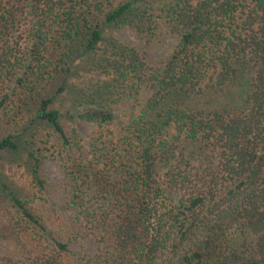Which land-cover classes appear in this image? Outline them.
<instances>
[{"label":"trees","instance_id":"obj_1","mask_svg":"<svg viewBox=\"0 0 264 264\" xmlns=\"http://www.w3.org/2000/svg\"><path fill=\"white\" fill-rule=\"evenodd\" d=\"M19 23L25 43L10 35ZM161 23L179 41L159 65L109 32L130 26L150 41ZM96 71L104 77L75 84ZM69 88L75 109L54 107ZM145 92L119 137L102 131L91 158L78 154L64 119L110 128L112 105ZM39 121L56 134L76 231L54 236L0 171V198L53 244L0 262L65 264L70 245L94 234L86 264H264V0H0V155L28 148L22 135ZM27 156L42 189L41 159Z\"/></svg>","mask_w":264,"mask_h":264},{"label":"rangeland","instance_id":"obj_2","mask_svg":"<svg viewBox=\"0 0 264 264\" xmlns=\"http://www.w3.org/2000/svg\"><path fill=\"white\" fill-rule=\"evenodd\" d=\"M12 29L10 35L16 36L18 42L28 41V35H21V23ZM109 32L113 33L122 42L137 48L146 60L152 65L163 63L172 53L178 43V37L174 35L163 23L160 24L152 40H148L144 35L138 33L130 26H114ZM105 74L101 72L86 73L82 72L74 79L76 85L83 86L103 78ZM48 83V81L44 82ZM45 85L44 92L47 91ZM68 90L56 95L53 106L60 109H67L73 106L74 91ZM56 88L50 86L49 94H53ZM147 93H143L138 99L126 98L112 105L115 120L105 129L99 128L94 122L75 117L64 119V126L68 135L73 138H80L82 149L78 152L83 153L86 158H91L90 148L95 137L100 136L101 132L109 133L112 129L114 135H121V121L134 116L142 103L146 101ZM30 104V109L32 107ZM64 111V110H63ZM31 112V110H29ZM28 112L20 115L18 122L10 128L12 132L20 134L28 123L30 116ZM31 128V127H30ZM112 134L109 133V137ZM23 141H27L28 148H24L18 153L11 151L0 155V171L7 181L15 183L20 190L22 197L32 204L33 208L46 220L52 234L62 240H67L76 231V225L72 220L66 204L72 197V191L67 184V173L58 155L61 150L56 134L48 123L37 122L34 127L24 132ZM30 148V149H29ZM35 150L41 159L40 172L45 181L42 189L33 181L29 170L28 152ZM170 196H175V192L168 189ZM8 225L13 231L11 235L2 232L0 234V255H8L16 260H32L39 251V240L49 249L53 248L49 234L41 233L28 224L18 213L17 209L11 204L4 195L0 198V228ZM35 230H34V229ZM49 237V238H48ZM98 247V241L94 234L81 236L70 245V252L65 255V264H86L88 255L93 254ZM22 263V262H21ZM0 264H4L0 262Z\"/></svg>","mask_w":264,"mask_h":264}]
</instances>
